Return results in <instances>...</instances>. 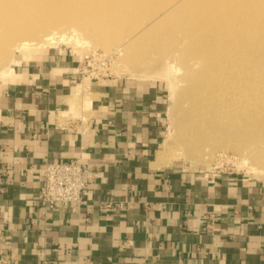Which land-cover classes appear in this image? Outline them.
Segmentation results:
<instances>
[{"label": "crops", "instance_id": "crops-1", "mask_svg": "<svg viewBox=\"0 0 264 264\" xmlns=\"http://www.w3.org/2000/svg\"><path fill=\"white\" fill-rule=\"evenodd\" d=\"M13 67L0 76V257L264 264V181L166 164L156 87L86 79L79 60L58 50ZM73 158L90 168V197L44 211L42 167Z\"/></svg>", "mask_w": 264, "mask_h": 264}, {"label": "rangeland", "instance_id": "rangeland-1", "mask_svg": "<svg viewBox=\"0 0 264 264\" xmlns=\"http://www.w3.org/2000/svg\"><path fill=\"white\" fill-rule=\"evenodd\" d=\"M176 1L178 0H146L145 9L149 17H145V13L142 14V9L134 12L132 15L134 17L138 12L145 17L141 24L150 26L147 31L148 40L146 37L142 38L143 41L137 37L130 41L125 40L129 36L123 35L122 31L129 34V28L118 31L114 29L111 36L102 38L98 33H94L95 29L92 26H82L77 32L78 41H68V38H71L68 37L71 30L61 26L57 29L58 34L63 33L67 37H57L58 39L52 43L44 45L34 44V47L27 50L14 49L13 53L9 51L7 58L0 57V76H6L2 74L9 70L12 58L16 63L35 51L49 49L67 53L79 60L85 78L120 77L145 87H156L163 95L165 102L163 115L165 129L161 152H164L162 160L166 164H175L187 170L234 172L264 181V45L262 43L264 41L262 29L264 28V14H262L264 0L253 3L255 6L259 4V7L256 6L259 12L263 11L257 19L249 12L246 18V14L240 12H237L238 16L234 15L236 7L233 8V1L228 15L220 8V4H217L219 0L191 1L193 6H198L197 13H202V16L195 17L196 28L210 19L211 34L208 39L213 40V44L217 45L215 48H218L217 50L212 45L209 55L205 53V57L209 56L207 59L211 56L213 59V53L217 50L214 58H219V63L207 73L204 72L206 66L196 59L197 57H193L194 49L187 47L189 44L187 36L194 32L191 31L189 24L178 25L186 14L183 11L173 10ZM225 1L229 3L231 0ZM249 1L250 4L252 1ZM117 2L113 0L114 7ZM160 2H163V7L167 8L158 7ZM202 3L206 6L202 7ZM167 9L176 12L172 15L174 16L172 20L169 15H166ZM202 9L211 11L205 14ZM159 16L160 19L162 17L161 20ZM157 17L159 21L156 22ZM229 18H233L231 21L238 22L234 23L235 28L233 25V28H226L227 23H230ZM243 18L247 20L245 23L242 22ZM248 18L253 22H248ZM152 19H154V25ZM95 22L102 24L98 20ZM162 23L164 30L160 28ZM246 24L247 27H245ZM193 27L195 28V24ZM254 27L258 29L256 35L255 29H252ZM226 35L230 37H225ZM31 38L32 36L29 37ZM123 40H125V47L121 46ZM3 45V43L0 44V49L3 48L4 52L5 46L1 48ZM129 49L141 50V53H134L137 56L134 58L135 63L125 59L124 52ZM220 52H225L227 56L220 57ZM187 56L188 59H184ZM213 77H215L214 80ZM190 121H208L207 128L199 135L201 137L198 136L192 141L187 133L190 128L187 125L191 124ZM217 121L226 122L220 124ZM216 127L220 132L216 133L213 130ZM224 128H228L229 132L224 133ZM244 158H247L248 163L256 168L249 169L242 164Z\"/></svg>", "mask_w": 264, "mask_h": 264}, {"label": "bare ground", "instance_id": "bare-ground-1", "mask_svg": "<svg viewBox=\"0 0 264 264\" xmlns=\"http://www.w3.org/2000/svg\"><path fill=\"white\" fill-rule=\"evenodd\" d=\"M116 1H118V2L114 7V5L112 3L113 0H0V44L1 43L4 44L3 46H1V48L5 46V48H4L5 53L3 52V48H2V50L0 49V57H2V59L7 58L9 51L12 52V50L14 51V49L27 50L30 47H34V44L44 45V44L52 43L53 41L58 39L57 37H64L65 34H63V33H62V35L58 34L59 31L57 29H59L58 27H61V26L64 27L65 29L71 30V32H69V35H68V37H71V38L70 39L68 38V41H70V40L78 41L77 40V36H78L77 32L80 31L79 29H81L82 26L83 27L92 26V28L95 29L94 33L95 34L98 33L99 37H102V38H104V37L108 38L109 36H111L114 29L118 31L119 29H122V28H124V29L129 28V34H126L125 32L122 31L123 35L129 36V38L127 37L125 40L130 41L134 38L136 39V37L141 38L140 40H142V38L144 39V37H146L148 40V37H147L148 32L147 31L149 30L150 26L147 27L145 25V23L144 24L140 23L145 17L148 16L146 14L148 11L146 12V9H145L146 5H147L146 0H116ZM191 1L192 0H183V1L181 0V2H179V0H178V1L174 2V7H173L174 9L173 10H175V11L177 10V12L183 11L184 14H186L184 19H182V22H184V23L181 22L182 24L178 23V25L183 26L184 24H189V26L192 28L191 31L194 32V33H191V35L189 34L187 36L189 39V41H188L189 44L187 45V47H188V49H194V55L195 56H193V57H195V58L197 57L196 59L201 61V63L206 66L204 69V72L205 73L211 72L212 69H214V66H216V64L219 63L218 62L219 58L218 59H216L217 57L214 58V54H216V51L218 50L217 47L215 48L216 44H213V42H212L213 40L209 41V39H208V38H210V34H211L209 32L210 31V27H209L210 26V24H209L210 19H208L206 22H204V24L198 25V27L196 28L195 17H197L198 15L202 16L201 15L202 13L201 12L197 13L196 9H199V8H197L198 6L197 7L193 6V2H191ZM251 1H252L251 2L252 5H251V3L249 4V2H250L249 0H231V1H229V3H226L225 0H219V3H217V4H220V8L223 9V11L225 10L224 12L226 15H228V12L231 10L230 4L234 3L233 8L236 7L234 15H237V12H240L244 15L246 14L245 15V18H246L247 13L249 12L250 14H253V16L256 17V19H257L258 15H260V13H262L264 11V9H263V11L259 12V8L256 7L259 4L258 5L256 4V6L253 5V3L255 4L254 1L257 2L258 0H251ZM168 4H170V3H168ZM226 5H228V6L226 7ZM163 6H164L163 2H160L158 5V7H160V8ZM204 6H206V5L204 3H202V7H204ZM262 6H264V4H262ZM262 6L260 7V9L262 8ZM199 7H201V6H199ZM164 8H167V7L165 6V7H163V9ZM137 9H142V14L145 13L146 16L143 17V15H139L140 14L139 12L136 13L139 16H137L136 14H135V17L132 16V15H134V12ZM168 9H169V7H168ZM168 9H167L166 15H169L170 19L172 20L174 18V16H172V15L174 14L175 11L172 12V11H169ZM137 11H139V10H137ZM210 11L211 10L207 11L205 9H202V12H205V14H207ZM218 12H220V11H218ZM232 12H233V10H232ZM175 14H176V12H175ZM262 14H264V12ZM234 15H232V16H234ZM210 17L212 18V15ZM218 17L219 16H217V18ZM227 17H229V16H227ZM159 19H160V16H159ZM159 19L157 17V19L155 21L157 22V21H159ZM161 19H162V17H161ZM199 19H201V18H199ZM232 19L231 18L228 19L230 23H227L228 24L226 26L227 29H229V27L233 28L234 23H238V22L231 21ZM96 20H98L102 24L96 23L95 22ZM152 20H153L152 24L154 25V19H152ZM178 20H181V18H178ZM225 20H226V18H225ZM243 20L244 21L241 20L243 23H245V21H247L244 18H243ZM248 22H253V21H250V19H249ZM138 23H140V24H138ZM193 24H195V28L193 27ZM261 25H262V23H261ZM161 26H160V28L163 29L164 24L162 23ZM247 26L248 25L246 24L245 27H247ZM220 27H221V25H220ZM234 28H235V26H234ZM252 29H255L254 34L256 35L258 32V29L256 27H254ZM262 29L264 31V28H262ZM160 32H162V31L160 30ZM40 34H41V36H39ZM21 36H23V37H21ZM30 36H32L31 39H29ZM227 36L230 37L229 35H226L225 37H227ZM40 37H42V38H40ZM65 37H67V36H65ZM125 40L122 41L121 46H124ZM262 43L264 45V41ZM137 44H138V42H137ZM212 45H214V48L217 50L213 53V59H212V56L209 59H207L209 56L205 57V53L207 52L206 54H208L209 52H211L210 48ZM140 51L141 50H139V49H129V50L125 51L124 52V54L126 56L125 59L131 60L132 62H130V63H135L136 61L134 58H137V56L134 53H137V52L141 53ZM191 52H193V50H191ZM174 54H176V53H174ZM183 55H185V53H183ZM190 55H192V54H190ZM219 56L223 58V57H226L227 54L225 52H222V53L220 52ZM132 59H134V60H132ZM184 59H188V56H187V58L184 57ZM10 62L11 63L9 65V70L6 71L5 74H2V75H8L10 72L13 71V69H14L13 66L15 64L14 58H12ZM183 62H186V61H183ZM234 68H235V65H234ZM210 79H211V77H210ZM214 79H215V77H213V80ZM206 80H207V78H206ZM216 80H218V79H216ZM218 90L220 91V89H218ZM217 122H219L220 124H223L226 121H217ZM189 123H191V124L187 125L190 127V128L187 127L189 129L187 131V133L190 136H188V135L187 136H188V138L191 139V141L194 140V138L196 139L200 135V133L205 131V129L207 128V125H208V121H190ZM189 123H187V124H189ZM213 130H215L216 133H218L217 131L220 132V130L217 127L213 128ZM228 130H229L228 128H224V133H226ZM199 137H201V136H199ZM184 138L188 141V138H186L185 135H184ZM257 147H259V146H257ZM160 156L164 157L163 151L160 152ZM248 161L249 160L247 158H244L241 163L248 166L249 169L254 170L256 167L254 165L248 163Z\"/></svg>", "mask_w": 264, "mask_h": 264}, {"label": "built area", "instance_id": "built-area-1", "mask_svg": "<svg viewBox=\"0 0 264 264\" xmlns=\"http://www.w3.org/2000/svg\"><path fill=\"white\" fill-rule=\"evenodd\" d=\"M92 174L80 158L46 163L41 169V187L38 202L44 211L60 205L83 203L90 193ZM105 207L109 208L107 203ZM0 264H13L12 258L0 257Z\"/></svg>", "mask_w": 264, "mask_h": 264}]
</instances>
